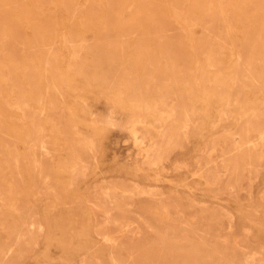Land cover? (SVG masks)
Returning a JSON list of instances; mask_svg holds the SVG:
<instances>
[{
    "label": "rangeland",
    "instance_id": "obj_1",
    "mask_svg": "<svg viewBox=\"0 0 264 264\" xmlns=\"http://www.w3.org/2000/svg\"><path fill=\"white\" fill-rule=\"evenodd\" d=\"M0 264H264V0H0Z\"/></svg>",
    "mask_w": 264,
    "mask_h": 264
},
{
    "label": "bare ground",
    "instance_id": "obj_2",
    "mask_svg": "<svg viewBox=\"0 0 264 264\" xmlns=\"http://www.w3.org/2000/svg\"><path fill=\"white\" fill-rule=\"evenodd\" d=\"M213 6V5H212ZM29 67V66H28ZM26 69V68H25ZM25 71V70H24ZM26 72V71H25ZM119 99V98H118ZM121 101V100H120ZM140 108L139 109H143V108H145L146 106L145 105H143V104H141L140 106H139ZM20 172V171H19ZM75 176V175H74Z\"/></svg>",
    "mask_w": 264,
    "mask_h": 264
}]
</instances>
